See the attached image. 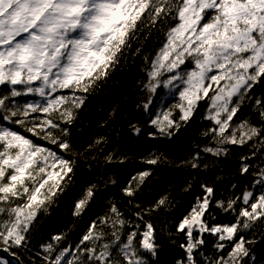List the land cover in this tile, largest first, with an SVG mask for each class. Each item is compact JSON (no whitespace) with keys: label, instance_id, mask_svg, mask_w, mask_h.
<instances>
[{"label":"snow or ice","instance_id":"obj_1","mask_svg":"<svg viewBox=\"0 0 264 264\" xmlns=\"http://www.w3.org/2000/svg\"><path fill=\"white\" fill-rule=\"evenodd\" d=\"M145 29L158 33L161 44L145 57L142 107L155 129L150 137L171 139L203 102L209 123L200 135L207 143L181 163L198 169L201 153L219 157L227 146L248 148L240 172L253 177L252 190L226 200L201 184L175 226L185 241L175 264H254L248 245L255 241L245 233L264 229V164L252 170L243 161L264 155V97L254 94L255 85H264V0H0V252L16 264H152L158 256L155 225L145 216L170 209L167 195L129 214L110 203L74 246H61L67 236L57 234L39 251L30 247L38 212L73 182L76 162L67 154L74 153L77 111ZM162 92L175 102L153 112ZM245 100L259 117L255 123L242 114ZM161 162L155 153L143 160ZM151 174L141 171L121 188L128 205ZM96 188L84 190L73 216H82ZM213 206L230 222H216ZM206 236L214 239L213 256L205 252ZM21 253L35 258L25 261ZM0 264L11 261L0 257Z\"/></svg>","mask_w":264,"mask_h":264},{"label":"trees","instance_id":"obj_2","mask_svg":"<svg viewBox=\"0 0 264 264\" xmlns=\"http://www.w3.org/2000/svg\"><path fill=\"white\" fill-rule=\"evenodd\" d=\"M160 46L159 34L153 32L149 35L145 29L139 40L133 41L131 52L121 57L110 75L98 81L87 94L85 103L77 111L70 128L74 153L67 156L76 162L73 182L54 202L46 206V210L38 212L30 238L31 248L39 251L41 244L51 242L52 237L57 234L67 236L61 246H74L90 222L105 215L110 203L115 202L125 214H129L139 211L137 205L147 208L167 195L172 201L171 208L147 215L145 220L153 223L156 229L158 256L150 258L152 264H175L183 256L180 244L185 242L175 232V226L190 210L196 197L201 195V184L213 187L216 198L225 200L233 193L240 196L246 188L252 190L253 177L242 176L240 172L242 157L249 155L248 148L227 146V154L219 157L201 153L198 169L181 163L198 151L197 145L207 143L200 135L209 123L203 119V102L189 124L171 139L150 137L149 134L155 132V129L149 125V114L142 107L147 100L144 84L149 67L145 57L153 58ZM138 48L139 53L136 51ZM254 94L264 97V85H255ZM154 100L156 107L153 112L175 102L163 92L160 97H154ZM242 114L253 123L259 119L251 111L248 100L244 102ZM136 127L140 128V134H135ZM98 139L100 143L96 142ZM153 153L160 155L162 162L157 166L143 163ZM109 154L115 157L111 163L106 160ZM120 157H125L123 163L120 162ZM243 162L251 164L252 170H255L264 164V155L258 154L256 158ZM148 169H151V176L140 186L133 198L134 203L128 205V198L122 195L121 188L139 172ZM111 179L117 180V184L113 185ZM91 184L97 185L93 200L82 216H73L75 201ZM233 185L236 187L233 188ZM186 188L188 191H185ZM211 211L217 216L216 222H230L231 217L215 206ZM245 235L247 239L255 241L248 245L255 257L254 264H264V229ZM213 243L214 239L206 236L205 252L208 256L215 254ZM21 255L25 261L35 258L34 254ZM8 256L7 253L0 252V257L8 259ZM250 264L253 262L250 261Z\"/></svg>","mask_w":264,"mask_h":264},{"label":"water","instance_id":"obj_3","mask_svg":"<svg viewBox=\"0 0 264 264\" xmlns=\"http://www.w3.org/2000/svg\"><path fill=\"white\" fill-rule=\"evenodd\" d=\"M8 259L11 261V264H16V260L13 257L8 256Z\"/></svg>","mask_w":264,"mask_h":264}]
</instances>
